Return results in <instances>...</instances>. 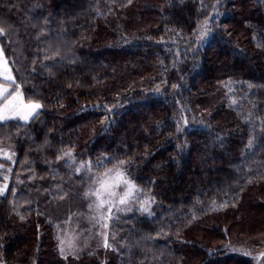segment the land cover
<instances>
[{
	"label": "trees",
	"instance_id": "obj_1",
	"mask_svg": "<svg viewBox=\"0 0 264 264\" xmlns=\"http://www.w3.org/2000/svg\"><path fill=\"white\" fill-rule=\"evenodd\" d=\"M0 27L43 105L0 123V264H253L237 245L264 248V0H0ZM112 168L151 210L65 259L58 226Z\"/></svg>",
	"mask_w": 264,
	"mask_h": 264
},
{
	"label": "snow or ice",
	"instance_id": "obj_2",
	"mask_svg": "<svg viewBox=\"0 0 264 264\" xmlns=\"http://www.w3.org/2000/svg\"><path fill=\"white\" fill-rule=\"evenodd\" d=\"M5 35V30L3 27H0V36ZM207 35V30L202 33V36ZM0 122H6L8 120L18 119L24 122H29L35 119L40 110L43 108V105L38 101H25L22 92L20 91V85L16 83L15 77L12 75V69L9 67L7 59L3 55V48L0 47ZM180 129H178L179 131ZM251 141H249V146H251ZM64 156L71 157L70 152H65ZM8 160L12 159L11 155H7ZM62 158V157H61ZM121 164L124 162L121 161ZM81 168H85L86 171H91V162L87 166L81 165ZM10 171V169H9ZM77 172L80 169H76ZM112 172L110 169L108 173H105V179H100L97 181L98 187L95 191L85 193V196H94L96 197L95 209L96 211H101L106 208L107 217L104 214H101L95 218V222L99 224L102 220L106 218H111L113 208L117 212L124 211L123 208L119 207L120 205H127L134 197L139 199L138 194L141 193V190L130 180H128L124 174L116 169L115 176H109V173ZM7 177H5V180ZM121 184L124 186L123 193L118 195L117 189L120 188ZM7 185L0 186V195H3ZM150 203V201H144V204ZM93 205H90L92 207ZM130 210V209H129ZM141 210L144 212H149V208L141 205ZM104 227H107V224H104ZM104 247H110L107 240V234H104ZM65 241L60 240L59 251L64 258H67L65 254ZM73 245L68 244V248L71 249Z\"/></svg>",
	"mask_w": 264,
	"mask_h": 264
},
{
	"label": "rangeland",
	"instance_id": "obj_3",
	"mask_svg": "<svg viewBox=\"0 0 264 264\" xmlns=\"http://www.w3.org/2000/svg\"><path fill=\"white\" fill-rule=\"evenodd\" d=\"M9 67H10V64H9ZM12 75H13V72H12ZM20 90L22 91L21 88ZM7 155H11L12 159L8 160L6 158ZM15 160H16V155L13 151L6 149V148H0V186H3L5 184L7 185V189L5 190L4 194L7 192L8 187H9V182H10L11 175H12V167H13ZM116 169H119L128 180L134 183L125 174V172L120 168H112L111 169L112 172L109 173V176L114 177ZM109 170L110 169L104 170L103 172L99 173L95 177V180L90 186L88 192L96 190V188L99 186L97 181L100 179H105L104 174L108 173ZM5 177H7L6 180H5ZM123 190H124V186L121 184L120 188L117 189L118 195H121L123 193ZM138 196H139V199L134 197L133 200L129 202V204L119 206L123 208L124 211L117 212L116 209L113 208L111 218H106L105 220H102L99 224L95 222V218L101 214H104L107 217V213H106L107 206H105V209L98 212L95 209L96 197L87 196L89 199L88 211L85 212V214H78L76 217L71 218L70 220L58 226L59 247H60V240H64L65 241V244H64L65 254L75 255L80 252H83L84 250H87L92 245H94L95 247L104 245V238H105L104 234H107V239H108L110 221L116 214L123 213V212H130L135 209L141 210L142 204L145 207H148L149 211L151 210L153 201L148 196L143 195L142 192L138 194ZM144 201H150V203L144 204ZM90 205H93V206L90 207ZM105 223L107 224V227H104ZM69 243L73 245L71 249L68 248ZM237 246H238V249L241 250V252L243 253L245 252L244 254H246L252 259L253 264H264V248L261 250H257V249L254 250L251 247H249L248 242H245V241H244V244L242 242Z\"/></svg>",
	"mask_w": 264,
	"mask_h": 264
},
{
	"label": "crops",
	"instance_id": "obj_4",
	"mask_svg": "<svg viewBox=\"0 0 264 264\" xmlns=\"http://www.w3.org/2000/svg\"><path fill=\"white\" fill-rule=\"evenodd\" d=\"M14 75V74H13ZM15 77V76H14ZM0 81L2 82V79H0ZM21 91V90H20ZM22 92V91H21ZM23 96H24V93L22 92ZM24 99H25V96H24ZM25 101L27 102L28 100L25 99ZM8 121H19V122H24L22 120H18V119H13V120H8ZM1 123V122H0Z\"/></svg>",
	"mask_w": 264,
	"mask_h": 264
}]
</instances>
